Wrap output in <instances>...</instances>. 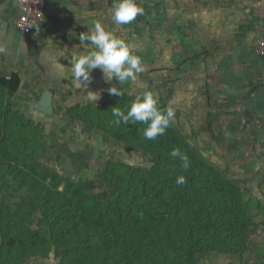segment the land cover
Wrapping results in <instances>:
<instances>
[{
    "label": "trees",
    "instance_id": "obj_1",
    "mask_svg": "<svg viewBox=\"0 0 264 264\" xmlns=\"http://www.w3.org/2000/svg\"><path fill=\"white\" fill-rule=\"evenodd\" d=\"M20 86L17 74L0 78L4 94ZM131 101L123 92L115 96L107 90L99 104L69 109L73 120L152 159L147 171L114 165L109 189L96 192L87 184L81 194L64 181L55 183L62 190L45 183L52 174L36 166L28 123L5 113L0 96V264H21L50 253L59 264H200L204 253L238 255L245 250L252 196L200 158L172 122L155 140L143 137L140 122L112 123V107L124 110ZM158 106L168 108L159 101ZM11 122L21 128L30 149L25 145L20 153L17 142L4 144ZM173 149L188 157L187 169L169 155ZM180 176L183 184L176 183ZM41 208L46 211L40 221L29 226L28 217ZM260 258L264 264V245Z\"/></svg>",
    "mask_w": 264,
    "mask_h": 264
},
{
    "label": "crops",
    "instance_id": "obj_2",
    "mask_svg": "<svg viewBox=\"0 0 264 264\" xmlns=\"http://www.w3.org/2000/svg\"><path fill=\"white\" fill-rule=\"evenodd\" d=\"M112 2L46 0L42 24L24 35L14 24L17 6L0 0V78L17 74L21 81L17 92L0 91L5 113L54 115L58 98L83 104L86 94L71 84L70 61L84 52L79 35L99 21L142 58L141 86L161 103L173 101L177 132H206L211 147L219 142L235 153L261 140L264 57L255 50L264 0H136L145 14L119 28L111 19ZM90 76L87 91L100 98L107 81L99 68ZM239 158L236 164L243 163Z\"/></svg>",
    "mask_w": 264,
    "mask_h": 264
},
{
    "label": "rangeland",
    "instance_id": "obj_3",
    "mask_svg": "<svg viewBox=\"0 0 264 264\" xmlns=\"http://www.w3.org/2000/svg\"><path fill=\"white\" fill-rule=\"evenodd\" d=\"M136 44L140 45L141 42H136ZM144 73H146L145 68ZM115 81L113 80L112 83L116 84V88H119L121 92L128 95L130 100H133L137 95H142L143 90H147L146 87L141 86L140 75L132 82L133 84L131 83L132 86L128 82L121 85L116 79ZM107 83L102 85L100 98L94 103L85 99L83 104L78 102L72 105L71 99L65 101L58 98L56 101L58 110L54 115H35L34 118L14 115L13 119L16 122H23L24 120L28 123L26 125L32 133L31 138L28 137V139L29 143L33 139L31 143L33 149L28 147L29 144L26 145L23 142L24 135L20 131L21 128L17 129L15 122L9 123V130L6 128L7 139L4 144L9 146L11 143L17 142L20 153L25 145L32 150V156L35 157L34 161L38 169L49 171L52 174L45 183L53 190H62V186L57 188L55 183L64 181L75 186L81 194H83L82 187L87 184H91L96 192H102L109 189L112 174L116 173L114 165L137 166L144 171L150 168L152 159L148 154L125 146L119 141L109 138L98 128L88 126L70 117L68 111L72 107L99 104L104 95L107 94L108 87H114L112 83L110 85V81ZM165 83L167 82L163 84ZM166 100L168 103H165L172 107L173 101ZM172 108L175 115L171 122L176 130V108ZM205 133L178 130V134L200 158L217 168L222 176L236 183L246 196H252L248 202V216L252 225L248 232L247 245L241 254L223 255L208 252L199 256L200 264H261L260 257L264 245V131L261 132V140L253 143L252 146L242 148L244 153H241L242 149L239 153H235L231 148L221 147L218 141L216 145L214 144L215 146L211 147L210 134L206 133L208 135L205 136ZM234 148L237 150L238 147ZM235 155H241V157ZM238 158L243 160V163L236 164ZM230 159H234V164L230 162ZM45 211L41 208L29 216L28 225L36 227ZM21 264H59V259L54 256V253L39 254L28 257Z\"/></svg>",
    "mask_w": 264,
    "mask_h": 264
},
{
    "label": "clouds",
    "instance_id": "obj_4",
    "mask_svg": "<svg viewBox=\"0 0 264 264\" xmlns=\"http://www.w3.org/2000/svg\"><path fill=\"white\" fill-rule=\"evenodd\" d=\"M111 19L114 25H129L138 15H144L145 10L136 0H113L111 6ZM79 40L83 45L82 54H74L70 61L71 84L74 89H82L86 94V99L92 103L99 99V93L87 91L90 83V73L93 69L99 68L106 81H112L113 77L123 85L129 81H135L139 74L144 71L142 58L133 54L129 44L118 37L114 31L107 30L99 22H93L88 31L79 35ZM4 48L0 47V53ZM109 94L121 96L122 92L115 87L108 89ZM113 121L116 125L136 124L140 122L145 125L143 137L146 140H155L157 136L163 135L169 127L175 111L172 107L161 109L158 101L150 90H146L142 95H137L129 105L122 110L119 107H112ZM169 155L179 158L182 167L189 166L188 157L179 149H173ZM185 178H177V184H183Z\"/></svg>",
    "mask_w": 264,
    "mask_h": 264
},
{
    "label": "built area",
    "instance_id": "obj_5",
    "mask_svg": "<svg viewBox=\"0 0 264 264\" xmlns=\"http://www.w3.org/2000/svg\"><path fill=\"white\" fill-rule=\"evenodd\" d=\"M20 11L15 27L24 35L32 33L44 20L46 0H12ZM255 53L264 57V28L257 40Z\"/></svg>",
    "mask_w": 264,
    "mask_h": 264
},
{
    "label": "water",
    "instance_id": "obj_6",
    "mask_svg": "<svg viewBox=\"0 0 264 264\" xmlns=\"http://www.w3.org/2000/svg\"><path fill=\"white\" fill-rule=\"evenodd\" d=\"M45 95H47V96H48V94H45Z\"/></svg>",
    "mask_w": 264,
    "mask_h": 264
}]
</instances>
